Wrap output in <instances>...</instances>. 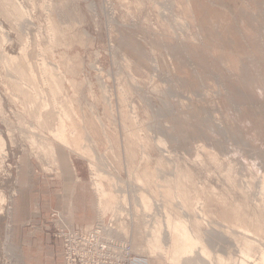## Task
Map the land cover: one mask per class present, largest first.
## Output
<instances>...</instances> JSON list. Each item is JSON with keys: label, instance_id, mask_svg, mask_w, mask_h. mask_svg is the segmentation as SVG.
Wrapping results in <instances>:
<instances>
[{"label": "rangeland", "instance_id": "rangeland-1", "mask_svg": "<svg viewBox=\"0 0 264 264\" xmlns=\"http://www.w3.org/2000/svg\"><path fill=\"white\" fill-rule=\"evenodd\" d=\"M49 78L58 83L57 94ZM29 81L43 90L31 104L37 91ZM26 104L44 105L41 119L49 129L57 126L59 106L69 107L71 117L63 107L65 116L60 112L71 131L69 145L37 123ZM0 161V264L36 263L23 244H29L26 229L44 203L54 209L55 190L67 196L74 190L80 217H94L67 227L51 210L50 221L41 224L60 239L62 264L61 232L98 221L113 228L109 237L129 246L133 261L125 264H171L166 223L178 213L186 223L200 218L201 225L189 223L200 246L178 264H218L222 257V264H261L264 0H0ZM144 168L154 174L147 173L145 188L135 179ZM95 173L114 194L107 197L118 210L113 215L100 209ZM177 181L192 190L191 200L200 196L203 204H196L205 218L200 206L195 218L176 199L165 201V187ZM234 214L248 222L247 233ZM154 231L167 248L156 242L151 253L147 241ZM245 239L253 245L245 246ZM241 245L251 247L247 259ZM161 251L170 255L167 261Z\"/></svg>", "mask_w": 264, "mask_h": 264}, {"label": "bare ground", "instance_id": "bare-ground-1", "mask_svg": "<svg viewBox=\"0 0 264 264\" xmlns=\"http://www.w3.org/2000/svg\"><path fill=\"white\" fill-rule=\"evenodd\" d=\"M7 1H9L10 3H12V0H11V1H10V0H7ZM7 3H8V2H6V4H7ZM8 5H9V4H8ZM11 5H12V4H10L9 6H11ZM13 5H14V4H13ZM13 5H12V8L14 7ZM15 7H16V6H15ZM16 8H18V7H16ZM10 9H11V8H10ZM14 9H15V8H14ZM14 9H12V10H14ZM16 10H17V9H16ZM20 10H21V9H20ZM17 11L19 12V10H17ZM17 11H15V12H17ZM7 12H9V11H7ZM20 12H21V11H20ZM20 12H19V13H20ZM10 13H11V12H10ZM21 13H22V12H21ZM21 13H20V14H21ZM6 14H7V13H6ZM8 15H9V14H8ZM2 43H3V42H2ZM5 50H6V49H5ZM5 53H6V51H5ZM6 54H7V53H6ZM6 54H5V55H6ZM7 55H8V54H7ZM9 55H10V54H9ZM9 55H8V56H9ZM11 56H12V55H11ZM11 56H10L9 58H8L7 56H6V57H7L8 60H9V59H12ZM6 57H4V58H6ZM5 60H7V59H5ZM13 60H14V57H13ZM7 62H8V61H7ZM11 62H13V61L11 60V61H9L8 63L10 64ZM14 63H15V62H14ZM14 63H13V64H14ZM11 64H12V63H11ZM15 64H16V63H15ZM15 64L13 65V67L16 66ZM20 64H21V62H20ZM20 64H19V65H20ZM43 64H44V63H43ZM22 65H23V64H22ZM17 66H18V64H17ZM20 66H21V65H20ZM20 66L17 67V68H20ZM44 66H45V65H43V67H44ZM13 67H12V68H13ZM43 67H42V71L44 72V70H45V73H47L48 70H47V72H46V68H48V67L45 66V69H43ZM24 68H25V67H24ZM21 69H23L22 66H21ZM25 69H26V68H25ZM28 69H29V73L32 72V71L30 70V67H29V66H28ZM28 69H26V71H27ZM40 69H41V68H40ZM21 71H22V70H21ZM21 71H20V73H21ZM24 72H25V71H24ZM49 73H50V72H49ZM22 74H23V76H21V78H23V77L25 78V77H26L25 73H22ZM22 74H21V75H22ZM26 74H27V73H26ZM51 74H52V73H51ZM24 75H25V76H24ZM47 75H49V74H47ZM47 75L45 74V76H44V77H46L45 80H48ZM52 75H53V74H52ZM28 76H30V77H29V80H30L31 75H28ZM51 77H52V76H50V78H51ZM26 78H28V77H26ZM26 78H25V80H26ZM50 78H49V80L52 81L53 84L51 83V84H52V87H50V88H52V89H50V88H49V89H50L52 92L56 89V90L54 91V93H55V92L59 89V88H57V87H59V85H57L58 83H54V82H56L55 78H54V79H50ZM32 79H33V76H32V78H31V81H32ZM41 79H44L43 76H42ZM31 81H29V82H30V85H31L32 87H33L34 85H38V84L36 83V80H35V82L33 83L34 85H32ZM41 81H42V80H41ZM29 82H28V84H29ZM37 82H38V81H37ZM45 82H46V81H45ZM38 83H39V82H38ZM46 83H48V86H51V84H49L48 81H47ZM54 84H55V85H54ZM41 86H42V85H41ZM34 87H36V86H34ZM34 87H33V88H34ZM38 87H39V85H38ZM39 88H40V87H39ZM34 89H35L36 91H37V90H40V89H37V87L34 88ZM36 91H35V92H36ZM40 91L42 92L43 90H40ZM40 91H37L36 93L33 92V97H31V96L29 97V98H31L32 100L30 99V102H27V103H30V104H31V103H32L31 101H33V98H34V99L36 98V95H39V96H40V93H39ZM58 91H59V90H58ZM52 92H51V93H52ZM37 93H38V94H37ZM54 93H53V95L55 96V94H57V93H55V94H54ZM53 95H51V96H53ZM37 99H38V97H37ZM53 102H54V101H53ZM43 103H45V102L43 101ZM46 103H47V102H46ZM47 104H48V103H47ZM47 104H45L46 107H47ZM26 105H27L28 107L31 108V111L34 113V115H35V117H36V120L38 119V122H37V121H36V122L39 123L40 121H42L41 118H43V115H42L41 108H42L44 105H43V104H40V105H37V106H35V105H33V104H32V105L26 104ZM62 105H65V104H62ZM62 105H61V106H62ZM54 106H55V105H54ZM62 107H63V106H62ZM62 107H61V108H62ZM66 107H68V105H67ZM61 108H60V106H59V110H60V112L62 111L61 113H63L64 111H63ZM64 108H65V107H63V109H64ZM44 109H46V108H44ZM64 110H65V111H68V110H69V107H68V110H67V108H65ZM60 112L58 111V114H57V117H56V118H57L56 121L58 122V123H57V126H56V128H54L55 126L52 128V129H54V131H52L51 128H50V129L47 128V126H46L45 123H44L45 121H42V122L44 123L45 126L43 125L42 122H40V123H41L40 125H41V126L43 125L44 127H46V128L48 129V131L50 130V131H51V136L54 137V139H56V140L59 139V140H58L59 142L64 143L65 145H67V144L69 143V139H68V141H67V138L70 137V136H68L67 134H69V132H71V131H69V130H71L72 127H71V129L69 128V129H68L69 132L66 133V132H67V127H68V126L65 125V124L63 123V119H65V117H63V116H65L66 113L64 112V113H63L64 115H63V114H61ZM68 112H69V111H68ZM71 112H72V111H70L69 113H67V115H68V114H69V115H72V114H70ZM34 115H33V117H34ZM41 115H42V116H41ZM62 115H63V116H62ZM67 115H66V120H65V121H68V120H67ZM69 115H68V116H69ZM40 116H41V117H40ZM37 117H38V118H37ZM69 117H71V116H69ZM69 117H68V119L71 121V118H69ZM72 117H73V116H72ZM44 120H45V118H44ZM66 123H67V122H66ZM69 125H70V124H69ZM69 127H70V126H69ZM73 130H74V129H73ZM136 130H137V129H136ZM50 131H49V132H50ZM133 131H134V130H133ZM139 131H140V130H139ZM65 133H66V134H65ZM76 133H77V132L75 131V135H76V137H77L78 134H76ZM52 134H53V135H52ZM69 135H70V134H69ZM71 135H72V134H71ZM66 136H68V137H66ZM137 136H138V135H137ZM73 137H74V140H75V141H77V140L80 139V138H79L80 136H78L77 138H75V136L73 135ZM73 137H72V139H71L72 141H74V140H73ZM140 137H141V136H140ZM140 137H139V138H140ZM81 138H82V137H81ZM141 138H142V137H141ZM141 138H140V139H141ZM76 139H77V140H76ZM71 140H70V142H72ZM40 142H41L42 145H43V142H42V141H39L38 143H40ZM78 142H79V143H78ZM75 143H76V144H80V140L77 141V142H75ZM71 144H72V143H71ZM40 145H41V144H38V146L41 148ZM68 145H69V144H68ZM44 146H45V145H43V148H44ZM49 147H50V146H49ZM49 147H46V148H48V149L50 150L51 147H50V148H49ZM73 147H75V144H74ZM82 147L86 149V147H84V146H82ZM82 147L79 146V148H82ZM43 148H41V150H43ZM75 148H77V147H75ZM77 149H78V148H77ZM44 150H45V149H44ZM51 150H52V149H51ZM51 150H50L49 152H51ZM78 150H79V149H78ZM78 150H76V152H77ZM82 150H83V151H82L83 154H84L85 151H87V149H86V150L82 149ZM52 151H53V150H52ZM79 151H80V150H79ZM45 152H46V151H45ZM89 152H90V151H89ZM79 153H80V152H79ZM87 153H88V152H87ZM43 154H44V153H43ZM49 154H51V153H49ZM51 157H52V155H51ZM53 157H54V156H53ZM212 157H213V156H212ZM194 159H196V156H195ZM200 159L202 160V158H198V160H200ZM215 159H216V158H215ZM218 159H219V158H218ZM198 160H196V163H197L196 165L199 166L200 163H201V166H202V161L200 160L201 162L199 163V162H197ZM192 162H194V161H192ZM203 163H204V162H203ZM201 166H199V167H201ZM144 169H146V168H144ZM147 169H148V168H147ZM147 169H146L144 172H142L143 170H142L141 172H139V174L142 173V174H140V175H142V177H140V175H139V176H135V175H137L136 173H135V175H134L136 181H137V182H138V181L141 182L143 188H145L147 185H149V184H148V178H149L151 175H152V177L154 176V174L151 173L150 170H148V172H146ZM96 170H98V169H96ZM1 171L3 172V165H2V162L0 161V172H1ZM94 171H95V170H94ZM2 172H1V174H2ZM6 172H7V170H6ZM149 172H150L149 177H148L147 179H145L146 176H148L147 173H149ZM227 172H228V170H227ZM95 174H96V173H95ZM228 174H230V172H229ZM228 174H227V175H228ZM262 175H264V173H262L261 176H262ZM3 176H4V175H3ZM3 176H2V177H3ZM143 176H144V177H143ZM228 176H230V175H228ZM232 176H233V175H231V177H232ZM99 177H100V175H97V174H96L95 189H96V193H97L96 195H98L97 197H98V199H99V204H100L99 206H100V209L102 210V212H103L104 214H106L105 212L108 211L109 209H112L113 212H110V214L112 213V215H113L114 212H117V211H118L117 208H116L115 206H113L114 201L111 200L112 198H114V194L112 193V191L107 192V189H105V188L101 185V183L99 182V181H100V180H99ZM4 178H5V177H4ZM150 178H151V177H150ZM227 178H228V177H227ZM234 178H235V177H233V179H234ZM263 178H264V176H263ZM109 180H111V179H109ZM146 180H147V182H146L147 184L145 183ZM177 180H178V179H177ZM227 180H228V179H227ZM262 180H263V179H262ZM2 181H3V179H2ZM150 181H151V179H150ZM178 181H179V180H178ZM178 181H177L178 184L175 182V185L177 184V186L174 185L175 188H170L171 186L169 187L168 185L165 187V188H166V189L164 190V191H165V194H162V196L165 195V196L168 197V198H167V197L165 198V196H163L164 199H165V201H167L166 199H169L170 201L176 199V200L178 201L179 206L183 207V209H184V208H185V209L188 208V210H191V211H189V212H192V211H193V212H192L193 214H195V213H199V214H201V213H202V214L200 215V216H202L204 212H203V208H202V206L199 205V204L202 203V202L199 200V197H200V196L198 197V196L196 195V198L193 199L194 201L191 200V197H192L191 195H192V194L190 195V192H192V190H191V191H189V189L187 190L188 187H187V188H185L186 186L183 187L184 184H183V185H179V184L182 183V182L179 183ZM263 181H264V180H263ZM137 182H136V183H137ZM149 183L151 184V182H149ZM190 183H192V182H190ZM144 185H145V186H144ZM178 185H179V186H178ZM147 187H148V186H147ZM167 187H168V188H167ZM180 187H181V189H182V187H183V188L186 189L187 191H186V190L183 191V189L181 190ZM262 188L264 189V183H263V185H262ZM164 191H163V193H164ZM185 191H186V192H185ZM188 191H189V192H188ZM187 193H189V194H188V195L190 196L189 199H190L192 202L188 201V197H189V196H187ZM107 197H108V198H111V199H109L111 202L108 200ZM145 197H146V196H145ZM145 197H142V196H141V198H142L141 201L143 202V206H144L145 208H147L148 205H149L150 203L147 202V201H149V200H147ZM197 197H198V198H197ZM105 198H106L107 200H106ZM193 198H194V197H193ZM146 200H147V201H146ZM196 200H197V201H196ZM198 200H199V202H201V203H198V205H197L196 203L198 202ZM3 202H5V196L2 194V192H0V203L3 204ZM203 202H204V201H203ZM168 203H169V201H168ZM204 203H205V202H204ZM202 204H203V203H202ZM202 204H201V205H202ZM205 204H206V203H205ZM205 204L203 205L204 207H205ZM174 205H176V204H174ZM195 205L201 207V209L199 208V209L202 211L201 213H200V210L198 211V209L196 208ZM141 206H142V204H141ZM149 206H150V205H149ZM206 206H207V205H206ZM114 207H115L116 209H115ZM175 207H176V206H175ZM263 207H264V206H263ZM195 208H196L197 211L195 210ZM205 208L208 209V207H205ZM147 209H148V208H147ZM183 209L180 210V211H184ZM148 210H149V209H148ZM186 210H187V209H186ZM186 210H185V212H186ZM262 210H264V209L262 208ZM180 211H178V212H180ZM206 211H207V210H206ZM206 211H205V212H206ZM3 212H4V210H3L2 207L0 206V215H2ZM189 212H188V213H189ZM108 213H109V212H108ZM108 213H107V214H108ZM183 213H184V212H183ZM188 213L186 212V214H188ZM206 213H207V212H206ZM206 213H205V214H206ZM110 214H109V215H110ZM112 215H111V216H112ZM196 215L199 216L198 214H195L194 217H195ZM234 215H236V214H234ZM179 216H180L179 213H178V217L176 216V217H174V218H172V217L169 218V216H168V217H167V223H166V224H167V229H166V230H167V233H168V235L166 234V235H167L166 240L168 239V241H167L168 243H167V244L169 245V246H167L168 249H169V251H166V252H169V254L171 255V259H173L172 261L175 262L176 264H178L177 262L180 260V258L184 257V255H185V257H186V253H187V252L190 253V252H192L193 250L196 251L198 248L195 249V247L200 246V242H201V241L199 242V240H200V239H198L199 236H198L197 239H196L195 236H194V235H195V229L191 230V227H192L191 224H193L192 221H194V225H193V227H194V226L196 227V225H197L198 228H200V227H199V226H201V225H199V224H200V221H199L200 218L197 219V220L199 221V224L196 223L197 220H192L191 222H189V223H190V226H191V227H190V226H189V223H186V219L184 218V219H185V220H184V219L181 218V216H180V217H179ZM197 216H196L195 218H197ZM206 216H207V215H206ZM203 217H204V216H202V218H203ZM233 217H236V218H234V219H237V218H238L237 215H236V216H233ZM204 218H205V217H204ZM190 220H191V219H190ZM201 220H202V219H201ZM232 220H233V219H232ZM188 221H189V220L187 219V222H188ZM195 221H196V222H195ZM235 221H238V219L235 220ZM235 221H234V222H235ZM241 221H242V224H241V222H240V219H239V221H238V224L240 223V225H242L241 228H242L244 225L248 224V222L245 221L246 224L243 225V220H241ZM202 222H203V221H201V223H202ZM234 222L232 221V223H234ZM236 223H237V222H236ZM234 224H235V223H234ZM119 226H120V227H123V223H119ZM231 226H232V228H233L234 225L231 224L230 227H231ZM246 226H249V225H246ZM165 227H166V226H165ZM193 227H192V228H193ZM234 227H235V229H234L235 231H236V229H238V231H239V228H240V227H239V228H238V227L236 228V225H235ZM159 228H160V227H159ZM214 228H215V227H214ZM245 228H246V227L244 226V229H245ZM244 229L242 228V229H240V230L244 231ZM196 230H197L196 232L198 233L199 230H198L197 228H196ZM229 230H230V229H229ZM232 230H233V229H232ZM246 230H247V229H245L244 232H246ZM123 231H124V230H123ZM192 231H194V235H193V232H192ZM218 231H219V230H218ZM242 231H240V232H242ZM247 231H248V230H247ZM154 232H156V231H154ZM158 232H160V231H158ZM226 232H227V231H226ZM231 232H232V231H231ZM240 232H239V233H240ZM249 232H250V231H249ZM156 233H157V232H156ZM228 233H229V232H228ZM246 233H247V232H246ZM226 234H227V233H226ZM157 235H158V236H157ZM162 235L164 236V234H162ZM152 236H153V234H152ZM154 236H155V237H153V238L151 237L152 239H149V240L147 241L148 249L151 250V253H155L156 251H154V249H156V246H159V245H157V243H159V241H160V240L158 241V237L160 236L159 238L162 239V237H161V235H159V233H157L156 235H155V233H154ZM229 236H230V235H229ZM196 237H197V235H196ZM238 237H239V236H238ZM154 238H155V239H154ZM236 239H237V238H236ZM238 239H239V238H238ZM197 240H198V241H197ZM234 240H235V239H234ZM238 241H239V240H238ZM241 241H243V240H241ZM245 241H246V242H245ZM245 241H244L245 243H248V244H245V246H249V244L252 242V241H250V240H246V239H245ZM247 241H249V242H247ZM156 242H157V243H156ZM161 242H163V241H161ZM197 242H199V245L195 246ZM202 242H203V241H202ZM159 244H161V243H159ZM197 244H198V243H197ZM252 245H253V244H252ZM252 245L250 244V246H252ZM161 246H163V245L161 244ZM161 246H160V247H161ZM202 246H203V245H202ZM241 246H244V245H241ZM245 246H244V247H245ZM165 247H166V246H165ZM167 247H166V248H167ZM157 248H158V247H157ZM166 248H165V249H166ZM199 248H200V251H201L200 254H201L202 252H204V250H205V249H203V248H205L204 246H203V248H202V247H199ZM201 248H202V249H201ZM245 248H246V249L244 250V248H243L242 251H243V253H244L247 257H246V256H245L246 258H245L244 256H243V257H244V259H247L248 256L250 255L249 248H251V247H249V248H248V247H245ZM158 249H159V248H158ZM163 249H164V246H163ZM165 249H164V250H165ZM150 250H149V251H150ZM156 250H157V249H156ZM160 250H162V249L160 248L158 251H160ZM153 251H154V252H153ZM158 251H157V252H158ZM162 251H163V250H162ZM162 251L159 252V253L162 254ZM193 252H194V251H193ZM206 252H207V250H206ZM164 253H165V251H164ZM164 253H163L162 255H164L163 258L165 259V256H166L167 253H166V254H164ZM243 253L241 252L242 255H243ZM261 253H262V254H260L259 259L261 260V264H264V250L261 251ZM169 254H167L168 256H166V257H167V258H166V261H167L168 258H170V255H169ZM201 255H202V254H201ZM204 255H207L205 252L203 253V257H205V259H206L208 255H207V256H204ZM187 256H188V255H187ZM217 256H218V255H217ZM250 256H251V255H250ZM219 257H220V256H219ZM217 258H218V257H217ZM222 258H223V257H222ZM222 258H220V259L218 258V259H219V260H217V263H218V264H219V263L222 264V263H221ZM182 259H183V258H182ZM182 259H181V261H183ZM208 259H209V258H208ZM225 259H226V258H225ZM225 259L222 261L223 263H224V262L226 263ZM259 259H258V260H259ZM220 260H221V261H220ZM260 260H259V261H260ZM181 261H179V262L181 263ZM205 261H206V260H205ZM259 261H258V262H259ZM173 262L170 261L171 264H172ZM184 262H185V261H184ZM240 262L242 263L243 261L240 260ZM244 262L246 263V261H244ZM241 263H240V264H241ZM245 263H243V264H245ZM256 263H257V262H256ZM256 263H255V264H256ZM259 263H260V262H259ZM259 263H258V264H259ZM165 264H166V263H165ZM173 264H174V263H173Z\"/></svg>", "mask_w": 264, "mask_h": 264}, {"label": "built area", "instance_id": "built-area-1", "mask_svg": "<svg viewBox=\"0 0 264 264\" xmlns=\"http://www.w3.org/2000/svg\"><path fill=\"white\" fill-rule=\"evenodd\" d=\"M113 228L97 222L87 229L62 231L65 264H125L131 250L107 234Z\"/></svg>", "mask_w": 264, "mask_h": 264}, {"label": "crops", "instance_id": "crops-1", "mask_svg": "<svg viewBox=\"0 0 264 264\" xmlns=\"http://www.w3.org/2000/svg\"><path fill=\"white\" fill-rule=\"evenodd\" d=\"M73 194L74 190L69 196L60 190H55L53 193L56 202L54 209H52L51 204L45 205L44 203L39 213L37 215L33 214L30 217L32 220H35L31 227L26 229L29 244H23L29 245V247L27 246V251L30 252V260L36 261L34 264H62L60 239L54 238L50 231L41 227V224H47L50 221L49 214L51 210L60 212L61 220L67 227H72L77 224H88L93 221L94 217H80L81 205L80 202L73 200Z\"/></svg>", "mask_w": 264, "mask_h": 264}]
</instances>
